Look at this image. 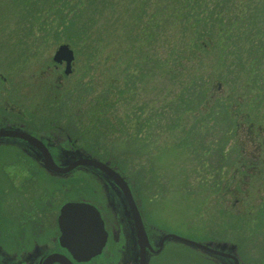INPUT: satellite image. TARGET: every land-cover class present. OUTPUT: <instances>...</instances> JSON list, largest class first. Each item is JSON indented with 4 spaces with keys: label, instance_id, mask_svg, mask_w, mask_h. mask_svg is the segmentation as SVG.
Instances as JSON below:
<instances>
[{
    "label": "rangeland",
    "instance_id": "obj_1",
    "mask_svg": "<svg viewBox=\"0 0 264 264\" xmlns=\"http://www.w3.org/2000/svg\"><path fill=\"white\" fill-rule=\"evenodd\" d=\"M166 3L167 0L164 6ZM236 4L255 15L253 23L248 25L251 31L247 32L262 40V43L258 40L263 44L258 53L264 74V0H236ZM114 9L113 13L112 9L101 7L90 40L72 39L71 32L59 26L55 0H0V37L24 39L30 49L29 55L24 52L29 69L39 71L40 82L45 80L43 85L47 81L44 73L50 71V76L55 77L56 92L63 81L65 93L56 102H67L72 109L81 105L88 108L93 99L109 97L108 86L117 81L115 77L124 81L123 69L128 66L132 74V96L109 110L112 122L119 121L115 116L127 119L126 115H138L141 110L146 117L154 116V122H149L145 135L139 138L136 128L133 133L122 122L119 132L110 137L99 132V138L113 163L129 174L144 218L162 229L198 239L225 237L239 244V254L246 264H264V130L257 139L240 124L234 128L236 133L230 135L229 142L224 143L222 139L226 131H231L232 122L218 117L205 123L208 121L205 112L179 107L177 94L181 88L175 78L169 77L168 66L153 68L148 63L150 68L140 72L143 62L140 63L138 55H130L134 37L130 28L128 33L122 28L137 11L131 5ZM99 17L108 28L115 26L120 30L119 36L109 32L113 43L106 44L101 53ZM156 41L163 51L164 40ZM62 43H69L75 52L71 76H66L65 68L53 61ZM112 49L115 55L106 60L105 54ZM231 77H235L237 84H231L232 81L223 93L237 98L244 115L258 89L261 95L255 108L264 117V91H260V84L250 80L246 72ZM109 122L104 120L103 124L111 129ZM223 144L228 149L225 158L218 151ZM173 253L174 250L167 251L164 264H208L193 258L188 249L180 250L176 261H171Z\"/></svg>",
    "mask_w": 264,
    "mask_h": 264
},
{
    "label": "flooded vegetation",
    "instance_id": "obj_2",
    "mask_svg": "<svg viewBox=\"0 0 264 264\" xmlns=\"http://www.w3.org/2000/svg\"><path fill=\"white\" fill-rule=\"evenodd\" d=\"M24 44V39L0 37V264H164L168 250H174L171 261H176L183 249L208 264H246L232 240L218 235L198 239L147 221L129 174L101 145L99 104L96 110L91 105L72 109L56 102L65 84L56 92L55 77L47 71L43 85L39 71L29 69L24 52L29 55L30 49ZM57 64L66 66L65 61ZM73 73L64 69L66 76ZM224 137L229 142L230 131ZM227 150L223 144L218 151L223 157ZM70 203L99 210L107 233L101 250L95 247L100 233L90 242L80 231L78 240L82 214L68 216L64 233L60 219ZM170 233L208 248L170 238Z\"/></svg>",
    "mask_w": 264,
    "mask_h": 264
},
{
    "label": "trees",
    "instance_id": "obj_3",
    "mask_svg": "<svg viewBox=\"0 0 264 264\" xmlns=\"http://www.w3.org/2000/svg\"><path fill=\"white\" fill-rule=\"evenodd\" d=\"M76 1L69 4L71 0H55L61 21L59 26L66 32L70 31L72 39L86 37L90 40L93 37L101 7L110 8L114 13L116 6L123 9L131 5L138 14L129 18L122 31L125 29L128 33L130 28L131 37H134V42L130 45V55H138L140 63L143 62L140 64V72H146L150 68L149 64L153 68L158 65L168 66L169 77L175 78L178 88H181L177 94L179 107L190 110L198 108L199 112H205V116H208L205 123L217 120L218 117L232 122L230 135L236 133L235 129L242 124L243 127L246 126L249 134L256 135L255 138L261 136V131L264 130V124L261 122L264 117L257 112L258 108H255L261 95L258 89H255L252 96L257 94L250 98L244 115L237 98H232L230 93H223V89L230 86L232 81L231 84H237L234 82L236 76L231 77L237 72H246L250 80L260 84V91H264V74L261 72L258 53V49L263 46L262 40L256 34L247 32L251 31L248 25L255 20L253 12L239 4L234 5L236 0H167L165 6V0H130L131 4L128 0ZM66 8L69 9L65 10ZM113 29L105 26L99 17L100 53L106 44L113 43L109 39V32L114 31L113 36L116 33L119 36L120 30L115 26ZM253 30L256 31V28ZM157 39H161V42L164 40V52L163 47L157 44ZM114 55L115 51L112 49L105 54L106 60L112 59ZM123 72L126 74L124 81L115 77L117 81L114 80V83L108 86L109 97L104 95L103 98H95L90 103L94 109H98L99 104V132L103 137H110L119 132L122 122L127 130L132 129L133 133L136 128V137L139 138L141 134L145 135L144 130L149 122H154L155 117H146L144 110L139 113L141 115H126L127 119L115 116L119 121L112 122L113 117L109 110L126 97L129 100L132 96L131 70L125 66ZM104 120L110 121L111 129L104 126Z\"/></svg>",
    "mask_w": 264,
    "mask_h": 264
},
{
    "label": "water",
    "instance_id": "obj_4",
    "mask_svg": "<svg viewBox=\"0 0 264 264\" xmlns=\"http://www.w3.org/2000/svg\"><path fill=\"white\" fill-rule=\"evenodd\" d=\"M54 61L56 63H62L63 61L66 62V66H65V74H70L73 72V61L75 59V53L74 50L71 48V46L68 43H63L61 45H59V47L57 48L54 57H53ZM89 161H91L94 164L100 165V166H108L105 163H102L101 161H98L96 159H93L91 157H89ZM117 175H119L118 173H116ZM120 176V175H119ZM121 180L123 181V177H120ZM126 185L127 183L124 182ZM131 200L132 202H134V198L131 196ZM75 213H79L82 214L84 217L83 219H81V221L79 220V222H77L79 225V235H78V240H80V231L83 232V235L85 236V238L89 239L90 242L93 240H98V234L100 233V243L97 241V243H95V247H98L97 250L99 251V249L101 250L104 243H105V239H106V230L104 228V222L103 219L99 213V210L92 204L89 203H76V204H67L62 211V215H61V227L64 231V233L68 232V216L70 214H75ZM136 213L138 215V222L140 225V230L143 233V235L146 238V233H145V228L143 225V221H142V216L141 213L139 212V209L136 205ZM168 237L182 241L184 243L190 244L194 247H198V248H203L206 249L208 248V246L201 242V241H196V240H192L177 234H172L170 233L168 235ZM64 238H67L66 235H64ZM80 246V245H79ZM80 248V247H78ZM233 248H237V246L234 244Z\"/></svg>",
    "mask_w": 264,
    "mask_h": 264
}]
</instances>
